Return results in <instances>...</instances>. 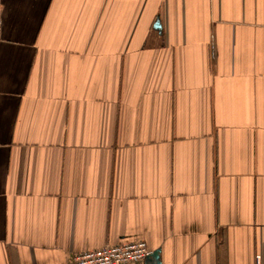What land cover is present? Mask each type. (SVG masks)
Returning <instances> with one entry per match:
<instances>
[{
	"label": "crops",
	"instance_id": "0c3cea01",
	"mask_svg": "<svg viewBox=\"0 0 264 264\" xmlns=\"http://www.w3.org/2000/svg\"><path fill=\"white\" fill-rule=\"evenodd\" d=\"M0 11V264H264V0Z\"/></svg>",
	"mask_w": 264,
	"mask_h": 264
},
{
	"label": "built area",
	"instance_id": "2783aa9c",
	"mask_svg": "<svg viewBox=\"0 0 264 264\" xmlns=\"http://www.w3.org/2000/svg\"><path fill=\"white\" fill-rule=\"evenodd\" d=\"M1 32V11H0ZM152 252L144 242H125L102 249L84 252L73 256L72 264H145V259ZM259 264V260H256Z\"/></svg>",
	"mask_w": 264,
	"mask_h": 264
},
{
	"label": "water",
	"instance_id": "95a60500",
	"mask_svg": "<svg viewBox=\"0 0 264 264\" xmlns=\"http://www.w3.org/2000/svg\"><path fill=\"white\" fill-rule=\"evenodd\" d=\"M157 25V23H156ZM156 27V26H155ZM145 264H160L159 262V250L153 251L146 259Z\"/></svg>",
	"mask_w": 264,
	"mask_h": 264
}]
</instances>
